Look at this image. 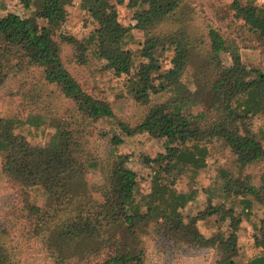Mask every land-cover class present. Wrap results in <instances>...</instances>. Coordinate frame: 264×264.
<instances>
[{
  "label": "trees",
  "instance_id": "obj_1",
  "mask_svg": "<svg viewBox=\"0 0 264 264\" xmlns=\"http://www.w3.org/2000/svg\"><path fill=\"white\" fill-rule=\"evenodd\" d=\"M20 1L26 7L33 3V13L9 11L0 17V85L10 75L19 77L16 92L26 109L24 118L0 115V175L12 194L0 220V264H19V236L39 243L53 264H145L150 239L163 250L211 248L213 264H264V249L240 262L234 235L223 229L209 236L199 231L197 220L217 213L221 220L228 217L234 230L239 221L232 206L209 204L184 215L180 208L195 191L176 192L166 181L173 171L172 179L182 171L196 173L206 164L202 143L222 141L239 171L260 168L255 183L248 175L222 172L230 184L225 196H240L245 205L251 198L263 208L264 234V145L246 122L249 113H264V72L246 67L239 53L243 40L264 49V7L233 0V17L241 23L227 33L220 27L199 29L186 0H86L96 25L79 39L60 30L67 17L64 0ZM124 1L134 9L128 26L114 9ZM132 29L143 34L135 50L126 46ZM66 46L78 63H85L92 46L106 69L127 76L126 93L144 109L137 123L117 119L108 99L90 93L71 74L62 59ZM169 48L171 66L160 73V59ZM161 93L168 95L153 100ZM98 118L114 119L126 136L146 133L161 140L164 151L144 157L147 165H157L148 192L138 193L126 155L99 158L90 142ZM25 128L39 136L50 132L36 162L30 159L34 148ZM121 140L114 136L112 143ZM94 168L101 172L100 183L85 178ZM35 186L45 195L41 206L29 198Z\"/></svg>",
  "mask_w": 264,
  "mask_h": 264
},
{
  "label": "rangeland",
  "instance_id": "obj_2",
  "mask_svg": "<svg viewBox=\"0 0 264 264\" xmlns=\"http://www.w3.org/2000/svg\"><path fill=\"white\" fill-rule=\"evenodd\" d=\"M233 0H186L187 11L192 17L194 24L201 30H207L208 26L220 27L222 31H234L241 23L233 17V9L230 5ZM240 2H252L264 7V0H239ZM86 0H64V7L67 11L65 22L61 25L60 30L72 34L79 39L86 38L94 29L95 22L89 16L87 11ZM117 20L125 25L134 23L132 18L133 8L127 6L126 2L114 3ZM35 10V5L24 6L20 0H0V17L7 12H15L20 16H28ZM42 23V20H39ZM143 41V34L132 29L130 36L127 38V47L135 50ZM239 53L242 63L249 68L260 69L264 72V49L257 46H248L243 40L239 42ZM72 48L66 46L62 53V59L65 66L71 74L79 80L84 88L90 93L105 97L108 99L113 108L115 117L128 125L137 123L143 115V107L139 106L126 93L125 84L127 76H115L109 69L104 67V61L95 57L92 53V46L85 52V63H78L71 57ZM173 49L169 48L164 51L160 59V70L162 73L171 66ZM187 73L184 79L188 82L190 78ZM157 81V80H156ZM19 77L10 75L0 85V115L18 116L24 118L26 109L20 105L17 95V86ZM189 84V83H188ZM190 85V84H189ZM193 86V85H192ZM191 86V87H192ZM168 93H161L156 101L166 98ZM70 103V101H65ZM193 108L192 111H196ZM248 126L255 130L261 138L264 145V113H249L246 119ZM28 128V127H26ZM26 128L24 132H26ZM28 134L29 143L34 148L30 159L33 162L38 161L36 154L40 147L47 141L50 136L48 129L39 136L37 132L30 128ZM119 136L122 140L118 144L112 143V138ZM90 142L99 158L107 160L111 154L126 155L125 164L136 173V188L138 193H146L150 190L152 177L157 165H147L144 162L145 156H154L159 151H164L161 140L153 138L146 133H136L126 136L118 127L114 119L98 118L92 126ZM207 148L205 156V166L196 173L182 171L175 174L170 172L167 180L169 187L176 192H189L194 190L193 199L189 200L180 208L182 214L194 215L197 211L204 210L210 205H222L223 207L233 208L234 217L238 219V224L233 230L229 219H220V214H212L203 219L197 220L199 231L209 236L214 234L218 229L225 230L226 233L234 235L239 246L237 261H247L257 254L263 252L264 245L260 244L264 239V234L260 229L263 208L253 199L250 198L248 205L239 201L240 196H225L229 183L225 180L222 171L229 175L250 176V181L255 183L259 176V167H245L239 171L234 155L230 148L222 141L209 140L202 143ZM175 169V168H174ZM162 175V174H161ZM90 183H100L102 181L101 172L97 168L91 169L85 176ZM11 191L4 187L0 175V220L5 214L6 205L12 196ZM241 195V194H239ZM139 196V194H138ZM29 198L36 205L45 203V195L39 186L30 188ZM21 242V253L19 264H53L44 252V248L34 241L24 242L21 236L18 237ZM148 241V238L146 239ZM216 254L211 248H188L170 246L165 250L156 247L153 241H148L145 264H213Z\"/></svg>",
  "mask_w": 264,
  "mask_h": 264
}]
</instances>
